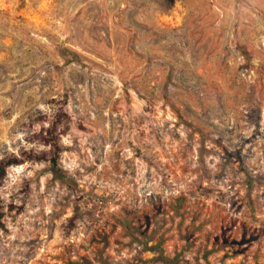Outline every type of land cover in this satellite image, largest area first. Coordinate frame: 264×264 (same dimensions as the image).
I'll return each mask as SVG.
<instances>
[{"label":"rangeland","instance_id":"1","mask_svg":"<svg viewBox=\"0 0 264 264\" xmlns=\"http://www.w3.org/2000/svg\"><path fill=\"white\" fill-rule=\"evenodd\" d=\"M0 264H264V0H0Z\"/></svg>","mask_w":264,"mask_h":264}]
</instances>
